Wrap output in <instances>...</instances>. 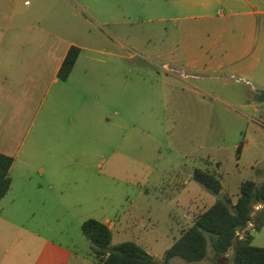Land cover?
Wrapping results in <instances>:
<instances>
[{"label":"rangeland","instance_id":"1","mask_svg":"<svg viewBox=\"0 0 264 264\" xmlns=\"http://www.w3.org/2000/svg\"><path fill=\"white\" fill-rule=\"evenodd\" d=\"M74 1L89 27L93 19L107 24V52L85 54L93 74L102 67L101 86L89 88L99 91L111 126L93 145L79 144L59 176L13 178L0 202V264L38 263L46 242L65 248H49L46 264H97L80 231L88 219L113 224L110 247L133 242L163 264L173 239L217 198L192 180L195 169L214 173L230 197L241 182L260 181L264 103L256 95L264 89L228 66L151 60L149 44L134 40L147 26L149 1ZM211 261L209 251L197 263H168Z\"/></svg>","mask_w":264,"mask_h":264},{"label":"crops","instance_id":"2","mask_svg":"<svg viewBox=\"0 0 264 264\" xmlns=\"http://www.w3.org/2000/svg\"><path fill=\"white\" fill-rule=\"evenodd\" d=\"M27 1L28 5L23 0H0V154L12 159L8 192L13 178L30 181L34 171L41 177L59 176L62 167L76 158L79 144L93 145L95 135L106 134L111 126L99 91L96 95L89 88L92 81L101 86L102 67L93 74L92 58L85 54L107 52V24L92 18L94 26L89 27L74 0ZM96 1L103 5V0ZM146 1L149 6L144 13L148 11L149 17L143 22L147 26L134 40L149 44L146 54L151 60L207 64L218 70L228 66L264 89V0ZM72 47L79 49V55L63 81L59 71ZM262 158L264 151L259 152L258 164ZM261 171L258 165L256 184L264 181ZM237 196L229 197L235 202ZM190 205L195 202L191 200ZM261 208L255 204L251 215ZM102 224L112 232L110 221ZM252 227L253 222L246 230ZM262 231L264 227L252 233L253 246L264 248ZM243 233H238L239 238ZM256 241L260 243L254 245ZM49 248L59 255L65 252L46 242L34 264H46L43 255H48ZM231 255L228 251L219 263L232 264Z\"/></svg>","mask_w":264,"mask_h":264},{"label":"trees","instance_id":"3","mask_svg":"<svg viewBox=\"0 0 264 264\" xmlns=\"http://www.w3.org/2000/svg\"><path fill=\"white\" fill-rule=\"evenodd\" d=\"M78 55L79 49H69L59 71L61 80L64 81L71 73ZM256 100L264 103V91L256 95ZM239 150L240 146L237 152ZM11 163L10 157L0 154V201L10 187L8 171ZM191 178L217 198L208 209L194 218L191 226L165 251L163 264H169L175 257L187 263H197L206 258L208 249L212 253L210 264H220L219 259L228 253L231 246L232 264H264V248L252 245V233L264 227V181L260 184L250 180L241 182L237 199L232 202L229 196L221 195L222 186L215 175L195 169ZM255 204H261L262 208L253 217L251 214ZM252 222L253 227L246 230ZM236 227L239 233L244 231L242 238L236 234ZM80 231L91 245L97 264H159L133 242L110 247V230L96 220L84 221Z\"/></svg>","mask_w":264,"mask_h":264},{"label":"water","instance_id":"4","mask_svg":"<svg viewBox=\"0 0 264 264\" xmlns=\"http://www.w3.org/2000/svg\"><path fill=\"white\" fill-rule=\"evenodd\" d=\"M235 232H236V234L239 233V228H238V227L235 228ZM232 250H233L232 246L229 247L228 251H229V252H232Z\"/></svg>","mask_w":264,"mask_h":264},{"label":"built area","instance_id":"5","mask_svg":"<svg viewBox=\"0 0 264 264\" xmlns=\"http://www.w3.org/2000/svg\"><path fill=\"white\" fill-rule=\"evenodd\" d=\"M24 2H25V4L26 5H28L29 4V1H27V0H23Z\"/></svg>","mask_w":264,"mask_h":264}]
</instances>
